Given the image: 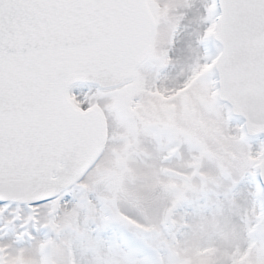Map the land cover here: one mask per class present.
<instances>
[{
    "label": "snow or ice",
    "instance_id": "snow-or-ice-1",
    "mask_svg": "<svg viewBox=\"0 0 264 264\" xmlns=\"http://www.w3.org/2000/svg\"><path fill=\"white\" fill-rule=\"evenodd\" d=\"M0 264H264V0H0Z\"/></svg>",
    "mask_w": 264,
    "mask_h": 264
}]
</instances>
